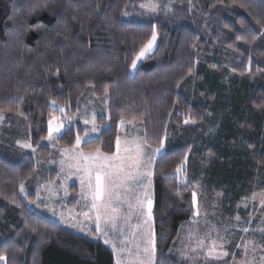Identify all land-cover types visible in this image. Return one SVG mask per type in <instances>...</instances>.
Instances as JSON below:
<instances>
[{"label": "trees", "instance_id": "obj_1", "mask_svg": "<svg viewBox=\"0 0 264 264\" xmlns=\"http://www.w3.org/2000/svg\"><path fill=\"white\" fill-rule=\"evenodd\" d=\"M150 1L0 0V111L20 116L37 157L46 161L51 151L42 144L57 112L53 101L75 113L90 94L108 99L109 120L98 122L108 124L96 142L82 144L84 151L114 153L122 117L143 123L154 148L174 131L175 141L154 168L156 264H189L180 252L181 233L195 208L190 185L176 176L177 169L187 163L190 174H199L195 142L207 104L216 98L205 87L209 74L226 73L228 61L236 67L251 61V74L264 77V0H162L171 11L157 12L141 7ZM153 28L158 45L132 75L131 62ZM212 54L220 60L217 71ZM249 107L264 115V84L253 86ZM255 133L259 138L252 144L264 168L256 124ZM76 134L73 129L62 135L58 145L73 147ZM36 172L35 157L0 147V255L6 264H115L101 241L28 209L21 185Z\"/></svg>", "mask_w": 264, "mask_h": 264}, {"label": "rangeland", "instance_id": "obj_2", "mask_svg": "<svg viewBox=\"0 0 264 264\" xmlns=\"http://www.w3.org/2000/svg\"><path fill=\"white\" fill-rule=\"evenodd\" d=\"M149 4L156 6L155 11L146 6L145 9L149 12H157L162 7L166 11H171L170 3L164 5L162 0H152L146 5ZM129 16L130 14L124 16V19L127 20ZM157 45L158 33L153 50L137 61L135 69L131 67L132 75L153 54ZM210 61L212 69L216 70L215 64L220 62L218 55L212 54ZM224 65L227 68L226 73L209 74L205 81V87L212 88L216 98L207 104L209 112L206 123L195 142L194 150L199 159V174H190L187 163L176 173L182 182L190 185L192 194L195 195V202H193L195 212L190 223L182 228L180 252L182 258L189 264H264V231H262L264 230V168L259 164L256 147L252 144L257 141L254 138H259L256 137V133L252 135V127L255 124L261 127L260 138L264 140V115H258L249 107L250 91L253 86L264 84V77L258 76L260 73L251 74V61L244 67H236L229 61ZM197 85V83L193 84V89ZM85 99L79 104L75 113L71 112L68 107L56 104L58 107L53 106V108L57 112L51 118L60 117L59 122L65 127L69 126V119H71L73 129L83 136L84 131L92 127L91 123L85 124L84 120H90L95 114V123L100 129L96 135L99 137L101 130L108 124V122L98 123L101 113L106 120L110 117L108 99L106 97L97 98L92 94ZM60 107H63V113L59 110ZM125 121L124 125L120 124L119 137L122 140L126 136L129 139L139 138L145 142L144 160H151L149 170L152 175L150 177L141 176L137 183L129 184V191H125L124 188L117 190L120 195L121 212L124 213L128 211V202L134 205L137 197L140 199L150 197L154 206L156 160L167 152L168 147L176 139L174 131L169 130L163 141V151L153 156V150L156 148L147 143L143 123ZM23 122L20 116L11 117L6 112L0 111V147L16 148L26 155L35 157L36 160L35 176L23 185L24 191L20 190L24 203L31 211L44 215L71 230L75 231V226L91 230L90 227H95L94 213L90 212L92 219L83 215L84 212H89L91 207V205L87 207L91 204L87 181L82 186L81 176L83 174L76 173L75 169L62 170L60 164L62 159H66L63 151L74 146L61 148L58 145V139L62 135L54 134L53 140L46 138L42 144L50 149L51 159L40 160L37 157L36 148L31 144L30 128ZM13 123H17V127ZM25 144L31 147H25ZM82 144L83 142L79 150L84 151ZM56 177L59 181L55 180ZM75 185L79 187L76 193L72 191V186ZM128 194L129 196H126ZM76 203H79V206ZM135 216L133 212L128 225L133 228L136 226L134 229L136 238L139 239L140 236V239L144 238L143 242H145L147 235L143 227L144 217L136 216L137 221L141 220L139 225L142 228H138V222L133 223L134 225L130 224ZM117 223L124 232L126 224L119 221ZM115 231L113 230V233ZM152 231L156 246L154 215ZM76 232L89 234L86 231ZM94 232H96L95 228ZM123 232L118 231L121 241L124 240ZM124 236L127 237V245L124 247L127 251L120 252V247H112V250L116 260L120 258L125 264H129L131 259L129 252L135 254L138 244L132 236L128 237L127 234ZM89 237L98 238L92 233ZM199 240L204 241L203 248L198 247ZM213 241L216 242L217 253L223 251L228 252L229 255L206 259L208 248L211 247ZM143 246L142 244V247H139L141 251ZM245 247L247 248L246 253ZM193 249L196 250L193 251ZM154 264H156V252Z\"/></svg>", "mask_w": 264, "mask_h": 264}, {"label": "snow or ice", "instance_id": "obj_3", "mask_svg": "<svg viewBox=\"0 0 264 264\" xmlns=\"http://www.w3.org/2000/svg\"><path fill=\"white\" fill-rule=\"evenodd\" d=\"M150 7L152 11H155L156 6L149 4H142L141 7ZM122 15L127 16L128 13L124 12ZM157 40V33L153 28L151 38L148 39L147 43L140 48L139 53L131 62L133 69L137 66V61L145 57L147 53L153 50V47ZM107 95V92L105 93ZM54 107H58L55 101L52 102ZM59 110L63 113V107ZM101 119H104L103 113L100 115ZM96 115L93 114L91 119H85L84 123H91L92 127L90 130H85L83 136L79 133L75 135V145L71 149H65L63 151L66 159L60 161L61 168L64 170L75 169L76 173H82L81 185L84 186L87 181V188L89 190L88 195L91 197V207L89 212H84L83 215L86 218L92 219L91 213H94L95 220V231L103 232L102 225L110 227L112 230L123 232V229L118 228V220L123 219L125 224H128L133 212L137 217L143 216V227L147 235L142 251L137 245V251L135 254L129 252L131 257L129 264H154V257L156 252L155 236L152 231L153 223V200L150 197L146 199L136 198V202L133 205L128 202V211L126 215L121 213L120 195L118 189L124 188L125 191H129V184H135L138 182L141 176L150 177L152 175L150 169L151 160H144V146L145 142L139 138L129 139L127 136L121 139L117 136L115 141L116 151L111 155L102 152L99 148L95 151L84 152L80 149L81 143H94L99 137L96 135L100 129L97 127ZM60 117H52L48 122V140H53L54 134L56 135H67L73 132L71 119H69V126L65 127L59 122ZM125 120L122 117L120 124L124 125ZM188 121L186 120L185 123ZM130 123V121H129ZM25 147H31V145L25 144ZM164 149V144L161 141L160 146L153 150V156L157 153H161ZM35 151V149H33ZM180 169H177L179 172ZM21 191H24L23 185H21ZM147 196V194H145ZM193 202H195V195H193ZM198 214V213H197ZM141 227V225H137ZM247 231V229H244ZM264 231V230H262ZM135 236V233L132 234ZM191 239V237H189ZM109 241L106 239L105 243ZM122 243H124L122 241ZM204 241H198V247L203 248ZM239 247V245H238ZM115 248V246H114ZM216 242L213 241L211 247L208 248L206 254L207 258H218V256H227L228 252L217 253ZM196 249H193L195 251ZM245 253L247 248L245 247ZM127 251L125 248H121L120 252ZM119 255V254H118ZM235 255V254H233ZM0 261H5L6 257L0 255ZM116 264H125L124 260L118 258Z\"/></svg>", "mask_w": 264, "mask_h": 264}, {"label": "crops", "instance_id": "obj_4", "mask_svg": "<svg viewBox=\"0 0 264 264\" xmlns=\"http://www.w3.org/2000/svg\"><path fill=\"white\" fill-rule=\"evenodd\" d=\"M55 180H57V181H59L58 179H57V177L55 178ZM68 187V186H67ZM72 187H74V188H76L77 189V192L79 191V187L78 186H72ZM68 189H69V187H68ZM126 196H129V194L128 195H126ZM126 196H124V197H126ZM78 198H80V196L78 195ZM76 205L77 206H79V203H76ZM91 204H88V206L87 207H89ZM154 207V206H153ZM122 213V215H126L127 214V211L124 213V212H121ZM137 217L135 216L132 220H131V222H130V224H132V225H134V224H136L137 222H138V224L137 225H139L140 224V222H141V220L140 219H138V221H137V219H136ZM119 222H124L123 221V219H120V220H118ZM134 223V224H133ZM91 228V230L90 229H81V228H79L78 226H75V231L74 232H76V231H86V232H88L89 234L88 235H85V234H82V235H85V236H87V237H89V235H90V233H92L93 235H95L96 237H98L97 239H94V240H99V241H101L106 247H108L109 249H111V251L113 252V255H114V259H115V264H116V257H115V253H114V251L112 250V247L114 248V246L115 247H120V248H124V247H126V245H127V237L126 236H124L125 234H127L128 235V237L129 236H132V238H134L136 241H137V244L139 245V247H142V244L144 245V243L145 242H143V239L144 238H142V239H140V236H139V239H140V241H139V239H137L136 238V233H135V231H134V229H136V226L133 228V226H131V225H128V224H126V226H125V228H124V232H123V238H124V240H122L124 243H122V241L120 240L121 239V235L120 234H118V231H115L114 233H113V230L112 229H110V227H106V226H104V225H102V229H103V232H94V228L95 227H90ZM118 228H119V226H118ZM141 228H142V226H141ZM140 228V229H141ZM76 233H78V232H76ZM133 233H135V236H133L132 234ZM140 233V232H139ZM79 234H81V233H79ZM139 235V234H138ZM119 239H118V238ZM91 238V237H90ZM93 239V238H92ZM108 240L109 242L108 243H105V240Z\"/></svg>", "mask_w": 264, "mask_h": 264}]
</instances>
